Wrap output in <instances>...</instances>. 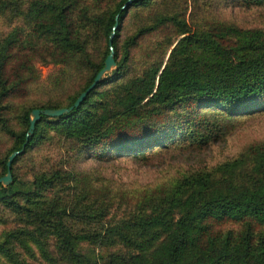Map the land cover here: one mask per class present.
Instances as JSON below:
<instances>
[{"label":"trees","instance_id":"obj_1","mask_svg":"<svg viewBox=\"0 0 264 264\" xmlns=\"http://www.w3.org/2000/svg\"><path fill=\"white\" fill-rule=\"evenodd\" d=\"M51 1L49 22L34 17L29 29L30 35L42 43L25 44L20 30L0 38V111L6 109L7 101L22 96L30 83L37 82L31 75L36 62H53L63 67L65 77L54 81V90L74 77L85 74L86 79L64 104L47 103L24 110L19 116L22 129L15 130L0 115V133L11 140L7 153L0 156V177L6 172L7 156L24 143L29 112L71 105L102 67L110 32H113L114 67L76 108L52 117L51 121L40 116L22 152L11 161L10 174L14 162L40 142L49 125L52 131L77 141L80 147L113 141L109 145L114 150L112 154L142 152L143 157L157 145L166 146L144 136L174 109L217 108L232 117L253 110L264 111L263 31H238L230 24L220 26L225 33L235 35L236 46L229 48L214 41L212 36L216 31L190 29L185 10L180 7L186 0H135L123 9L120 8L126 0H118L101 15L90 13L87 0ZM148 7H153V12L147 18L137 15L141 23L146 22L118 44L121 21L129 9ZM114 17L117 25L112 30ZM90 21L96 25L93 30L88 27ZM162 28L172 29L175 36L182 35L173 50L182 56L173 58L162 68L160 62L151 61L139 75L121 82L137 39ZM98 42L102 46L101 56L94 62L93 51ZM200 48L202 52L196 54ZM108 85L117 87L114 105L118 109L115 112L103 109L98 113L90 110L96 104L105 108L103 101L92 96ZM137 106L145 108L143 118ZM118 110H125L116 120L118 124L107 127ZM186 116H189L186 122L195 118L192 113ZM194 122L206 129L205 134L195 139L198 146L208 140L210 130L212 139L217 138L214 133L217 124L211 112L199 115ZM262 143L247 146L237 157L219 163L216 168L180 175L175 184L158 191L155 198L154 193L143 197L141 205L144 203L149 211L119 221L115 229L125 248L123 252L101 254L88 249L82 252L77 243L97 240L99 234L93 236L79 227L82 223H72L63 206L50 200L42 205L43 190L53 188L59 178L57 171L33 173L31 180L24 182L11 176L10 183L0 184V217L8 221L9 216V222L17 226L2 234L0 255L14 263L11 242L19 244L25 236V240L39 246L41 238L47 235L55 239L58 258L69 264H264ZM83 179L79 177L80 181ZM111 232L105 230L104 237ZM43 257L48 258L45 252Z\"/></svg>","mask_w":264,"mask_h":264},{"label":"rangeland","instance_id":"obj_2","mask_svg":"<svg viewBox=\"0 0 264 264\" xmlns=\"http://www.w3.org/2000/svg\"><path fill=\"white\" fill-rule=\"evenodd\" d=\"M117 1L87 0L85 4L90 13L101 15L103 10L112 8ZM48 4H52V1L0 0V38H6L20 30L25 44L40 41L42 43V40H35L30 35L29 29L34 17L49 22L52 9ZM180 7L185 10V19L191 30L199 27L216 31L212 36L214 41L229 48L236 46L235 35L225 33L220 26L226 27L225 24H230L238 31L259 29L264 32V0H186V4ZM152 8L129 9L121 21L118 44L126 40L135 28L146 22L144 20L141 23L140 19L147 18L148 13L153 12ZM95 26V23L90 21L88 27L93 30ZM181 37L182 35L175 36L170 28L140 36L131 49L130 61L125 67L126 76L121 82L130 76L139 75L151 61L160 62L162 68L173 58L182 56V53L173 52ZM101 48L98 42L93 51L94 62L100 58ZM201 52L200 48L196 54ZM34 68L35 71L31 75L37 78V82L30 83L28 91L22 96L7 101L6 109L0 111V115L8 119L15 130L22 129L19 116L24 110L47 103L64 104L86 79L85 74L74 77L62 88L54 90V81L65 77L63 67L53 62H36ZM108 72L101 77L107 76ZM116 89V86L108 85L95 92L92 97L103 101L106 106L102 108L96 104L89 109L97 113L103 109L115 112L118 109L114 105ZM137 109L140 118H143L145 108L137 106ZM185 109L182 107L170 111L162 122L145 134L144 139L164 142L166 146L160 148L157 145L143 157L142 152L112 154L114 150L109 148V145L113 141L103 140L80 147L77 141L68 140L59 132L52 131L49 125L44 129L45 133L40 142L14 162L10 175L24 182L31 180L33 173L57 171L59 178L53 188L43 190V196L40 198L42 205H47L46 201L50 200L58 206H63L72 223H82L79 227H84L85 232L93 236L99 234L97 240L77 243L82 252L86 249L101 254L123 252L125 248L115 229L119 221L127 220L141 211H149V207H145L144 203L141 205L143 197L154 193L155 198L159 196L158 191L175 184L180 175L216 168L219 163L237 157L247 146L264 142V111L253 110L232 117L217 108ZM124 112L125 110H118L107 127L118 124L116 120ZM206 112L213 114L214 123L217 124L214 133L218 136L212 139L210 130L208 140L198 146L195 139L201 133L205 134L206 129L202 130L194 120ZM188 113H192L195 118L186 122L189 119V116H186ZM51 120L52 117H48L47 121ZM10 146V138L1 132V157L7 153ZM79 177L85 179L80 181ZM9 219V216L8 221L0 217V239L5 231L17 226L9 222ZM105 230L112 232L104 237ZM23 239L19 244L10 243V254L15 264H69L58 258L53 237L43 236L39 246L25 240V236ZM43 252L46 253L47 259L43 257ZM14 263L0 255V264Z\"/></svg>","mask_w":264,"mask_h":264},{"label":"water","instance_id":"obj_3","mask_svg":"<svg viewBox=\"0 0 264 264\" xmlns=\"http://www.w3.org/2000/svg\"><path fill=\"white\" fill-rule=\"evenodd\" d=\"M132 1L135 0H126L123 5L121 6L120 9L125 8L126 6H128ZM114 24L112 26V30L115 29L117 22H116V17H114ZM113 32H110L109 37H108V53L106 54L104 60H103V65L102 67L97 71V73L95 74V76L93 77L92 81L88 84V86L81 91L76 98L74 99V101L72 102L71 105H69L68 107H61V108H55V109H32L30 111V117L28 119V127L26 130V135H25V139H24V143L22 144L21 148L19 150L16 151H12L6 159L5 162V167H6V172L3 176L0 177V184L5 186L8 183L11 182V175H10V164L11 161L13 160V158L15 156H17L18 154H20L23 150L24 144L27 142L28 137L31 135L33 128H34V124L35 122L40 118L41 115L46 116V117H57L60 116L62 114L68 113L69 111H71L73 108H76L85 98V96L87 95V93L89 91H91L94 86L99 82L101 76L108 72L111 68L114 67L115 62L113 59V49L111 47V38H112Z\"/></svg>","mask_w":264,"mask_h":264}]
</instances>
